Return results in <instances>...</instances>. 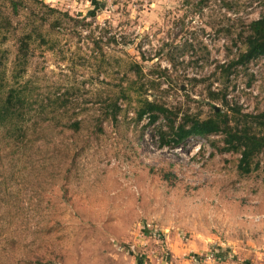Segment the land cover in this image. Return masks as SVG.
Returning <instances> with one entry per match:
<instances>
[{
	"label": "rangeland",
	"instance_id": "obj_1",
	"mask_svg": "<svg viewBox=\"0 0 264 264\" xmlns=\"http://www.w3.org/2000/svg\"><path fill=\"white\" fill-rule=\"evenodd\" d=\"M38 1L68 17L33 0L15 16L0 0V24L13 19L0 73L12 76L26 30L46 40L15 81L30 90L27 140L0 131V264H264V150L245 175L225 133L161 145L188 116L264 112V57L231 65L264 0ZM146 99L173 117L139 119ZM54 107L61 124H38ZM150 228L164 241L142 246Z\"/></svg>",
	"mask_w": 264,
	"mask_h": 264
},
{
	"label": "trees",
	"instance_id": "obj_2",
	"mask_svg": "<svg viewBox=\"0 0 264 264\" xmlns=\"http://www.w3.org/2000/svg\"><path fill=\"white\" fill-rule=\"evenodd\" d=\"M13 10L15 16L19 15L20 9H22V3L26 0H7ZM36 3L41 4L45 8H49L43 2L38 0H33ZM49 11L55 14H62L61 11L49 8ZM63 17H68L67 14H62ZM13 19L4 17L3 26L0 24V33L2 32V27L6 26V30H11L13 26ZM76 25L79 24V21L76 20ZM62 22L56 21L53 24V29L61 27ZM38 27V26H37ZM252 32L249 37L246 39V51L241 54L240 58L237 61L231 63L232 66L245 64L253 59L264 57V16L261 20L254 22L251 25ZM23 34L19 41L18 50L15 59V66L11 77H6V71L3 70V73H0V131H4L5 137L10 138L13 142H18L21 144L24 139L27 140L28 128L27 120L25 116L31 114L29 111L32 110L30 103V95L28 86H16V80L23 77L26 73V65L29 62L31 44L34 42L35 37H40L42 43L46 42L45 37L40 35L37 28H34L32 31ZM50 49H53L52 47ZM6 54L1 52L0 48V68L2 69L4 65V60ZM0 69V72L2 70ZM13 79V84L9 82ZM132 86L127 89L120 90L119 93H122L125 97L127 94L130 97V92L132 91ZM120 97H116L111 101H108L106 105V112L103 113V117L109 118L110 116L113 119L117 118L119 108ZM59 99L55 100L53 103L56 104ZM59 107H54L52 111H47L46 109L42 110V114L48 115L53 113V117H44L41 115L35 117L38 118V124L50 125L55 123L56 125L61 124V120L57 116H62L59 113ZM103 112V111H102ZM150 114L152 121L155 122L161 115L173 117L171 111L162 105H158L154 102L146 99L141 106V112L139 119H142L145 115ZM176 118V117H175ZM234 120V126L231 122ZM70 119L68 123H63L66 129L79 131L82 128L83 121L76 120L75 122ZM102 123V120H97L96 125L99 131H102V128L99 126ZM175 119L171 124V129L174 130ZM225 133L226 135V147L227 152L239 153L241 155L239 170L245 174L249 175L254 172L258 166H254V158L258 156L264 150V112L253 115L245 114L240 110L234 111L233 119L230 118L228 114H223L219 111H214V116L207 120L193 119L187 117L184 120V123L180 125L175 134V139L165 141V135H162L161 145H171L173 144L174 148L181 146L184 142L191 136H201L209 137L218 133ZM18 144V145H19ZM17 145V146H18ZM139 264H143L141 260L138 261Z\"/></svg>",
	"mask_w": 264,
	"mask_h": 264
},
{
	"label": "built area",
	"instance_id": "obj_3",
	"mask_svg": "<svg viewBox=\"0 0 264 264\" xmlns=\"http://www.w3.org/2000/svg\"><path fill=\"white\" fill-rule=\"evenodd\" d=\"M145 234H146V237H145V240H144L145 243L142 244V246L148 245V243L150 241H155L156 243H162L164 241L165 234L162 235L158 229H152V228L147 229ZM139 257H140L139 260H141L142 262L145 260L144 259L145 257L142 254H140V253H139ZM217 258H219V257H217ZM217 258L213 254V255H210V256H206L205 260L210 262L211 260L217 259Z\"/></svg>",
	"mask_w": 264,
	"mask_h": 264
}]
</instances>
